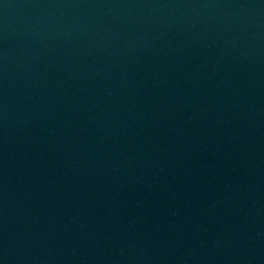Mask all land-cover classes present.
Instances as JSON below:
<instances>
[{"label": "water", "instance_id": "95a60500", "mask_svg": "<svg viewBox=\"0 0 264 264\" xmlns=\"http://www.w3.org/2000/svg\"><path fill=\"white\" fill-rule=\"evenodd\" d=\"M0 264H264V0H0Z\"/></svg>", "mask_w": 264, "mask_h": 264}]
</instances>
